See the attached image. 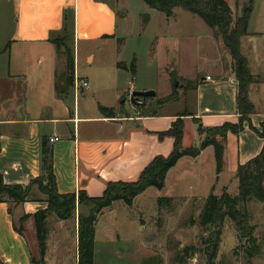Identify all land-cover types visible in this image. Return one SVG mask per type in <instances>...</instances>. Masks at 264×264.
Returning <instances> with one entry per match:
<instances>
[{
  "label": "crops",
  "instance_id": "crops-1",
  "mask_svg": "<svg viewBox=\"0 0 264 264\" xmlns=\"http://www.w3.org/2000/svg\"><path fill=\"white\" fill-rule=\"evenodd\" d=\"M66 33L75 62V84L61 95L58 87L65 74L66 61L53 40ZM261 34L263 32H250L248 27V35L241 39V52L245 57L244 40ZM122 39L119 13L109 0H0V45L7 43L0 56H7L9 66V81L0 86V103L8 102L0 110V175L6 185L27 188L43 174L45 140L52 150V162L48 165L52 164L59 193L78 195L83 191L91 198H99L110 183L136 182L155 158L169 157L175 148V138H161L160 134L171 130L178 119L183 122V149L199 147L206 137L199 133L197 120L204 128L238 124V84L232 57L225 58L227 65L223 59L214 61L217 74H207L195 84V112L163 115L158 110L157 116L111 119L100 113L99 105L106 106L99 102L98 113L95 110L90 116L81 115L78 94L84 89L77 84L81 79L77 75L81 56L86 55L93 62L104 47L111 44L119 52L117 43ZM219 40L227 50L222 39ZM250 71L256 78L249 89V99L255 106L250 123L261 130L264 79L256 76L252 66ZM207 77L212 80L206 81ZM250 123L245 122V129L239 135L229 132L225 139L215 137L225 146L223 169L218 174L221 193L229 189L239 167L256 158L263 149L264 138L250 128ZM54 137L59 141L51 143ZM206 154L214 170L217 166L215 150L209 146L196 158H181L168 172L165 186L173 170L190 165L199 168ZM30 191L31 196L23 204L0 202V264H50L51 246L52 251L57 248L55 244L64 246L63 234L67 235L68 230L73 231L78 264L79 216H88L91 209L86 215L84 209L89 207L77 204L75 214L67 220L58 218L55 227L50 225L48 217L47 250L42 259L33 215L47 209L48 205L36 198L35 186ZM25 215L29 218L20 234L17 229L21 228Z\"/></svg>",
  "mask_w": 264,
  "mask_h": 264
},
{
  "label": "rangeland",
  "instance_id": "rangeland-1",
  "mask_svg": "<svg viewBox=\"0 0 264 264\" xmlns=\"http://www.w3.org/2000/svg\"><path fill=\"white\" fill-rule=\"evenodd\" d=\"M227 1L235 19L243 17L248 7L253 9L249 30L263 34L246 38L244 53L251 62L249 68L252 66L256 76L264 79V0ZM109 3L119 13V34L123 39L117 43L119 52L111 44L93 62L86 55L81 56L77 75L90 84V89L78 94L81 115L90 116L100 102L113 109L111 119L151 116L158 109L157 100L171 95L176 100L160 108V114L195 112L197 92L191 86L207 74H217L214 61L223 59L227 65L225 58L231 59L215 30L183 8L174 9V15L168 18L144 0H109ZM6 44L0 45V55ZM118 62L124 63L127 70L117 68ZM132 63L135 73L131 70ZM8 73V58L0 56V86L9 81ZM65 83L64 74L60 87H65ZM135 91H155L157 96L135 105L132 102ZM4 104L0 103V110ZM229 184L227 191L238 195V180L232 178ZM220 185L217 166L211 169V158L206 154L199 168L190 165L173 170L163 189L149 188L132 205L114 202L97 219L95 264H210L208 253L213 244L209 238L213 231L202 227L199 218L209 196L222 194ZM35 187L36 198L48 205L47 197ZM161 200L168 203H159ZM88 207L84 209L86 215L92 210V206ZM245 208L256 242L241 240L234 222L225 217L217 226L220 240L213 264H264V203L251 200ZM49 221L55 227L58 217L51 214ZM69 222L72 223L71 219ZM71 234V230L63 234L64 246L55 244L54 251L51 246L50 264H76Z\"/></svg>",
  "mask_w": 264,
  "mask_h": 264
},
{
  "label": "trees",
  "instance_id": "trees-1",
  "mask_svg": "<svg viewBox=\"0 0 264 264\" xmlns=\"http://www.w3.org/2000/svg\"><path fill=\"white\" fill-rule=\"evenodd\" d=\"M151 8L164 13L168 18L174 15V9L184 10L201 17L211 28L215 30L218 38H221L225 48L230 53L234 62V72L238 84L237 106L240 114L238 124H225L217 128H204L200 121H195L199 125V133L206 134L205 139L199 147L183 149V122L178 119L171 130L160 134V137L172 136L175 138V148L169 157H157L142 172L138 181L133 183H110L105 194L99 198H91L85 192L77 194H60L57 188V180L53 171L52 150L43 141V174L34 179L31 184L24 188L22 186H8L4 183L0 175V202L10 201L16 205L28 201L31 196V187L38 186L39 192L47 197V209L40 210L33 215L38 246L41 258L44 259L47 250L48 227L47 219L51 214H55L60 220L71 218L78 205L92 206L88 216H79V258L78 264H94L95 253V227L99 214L113 205L116 201H124L132 205L134 199L151 187L163 189L168 172L177 165L183 157H198L203 150L213 146L215 150L217 174L223 169V159L225 146L224 142H218L216 136L224 139L229 132L239 135L243 132L245 122L250 123V116L255 113V106L249 99V89L255 83L250 71L248 59L241 52V39L248 35L249 21L252 14V7L245 10V15L235 19L232 8L227 0H144ZM108 38V37H106ZM68 34L53 40L59 54L65 57V87H58L61 95L67 93L75 84V62L73 52L68 46ZM119 69L127 70L124 63H118ZM131 70L135 73V64L132 63ZM174 78V76L172 77ZM195 85L191 88L195 89ZM176 100L174 95L157 100L158 109L151 116H157L159 108L165 104ZM100 113L106 118H113V109L99 105ZM250 128L261 138H264V123L261 130L256 129L250 123ZM236 178L239 182L238 195H231L224 190L221 195H210L206 201L199 218L202 227H209L213 234L209 240L213 244L210 249L209 262L216 257L219 243V233L217 226L225 217L234 222L241 240H251L256 242L254 227L250 225V215L245 204L251 200L264 203V146L261 153L247 164L240 166ZM159 203H168V200H161ZM243 205V207H242ZM29 218L25 215L21 219V228L17 231L23 233V225ZM255 240V241H254Z\"/></svg>",
  "mask_w": 264,
  "mask_h": 264
},
{
  "label": "water",
  "instance_id": "water-1",
  "mask_svg": "<svg viewBox=\"0 0 264 264\" xmlns=\"http://www.w3.org/2000/svg\"><path fill=\"white\" fill-rule=\"evenodd\" d=\"M157 93L155 91H135L132 93V102L135 105H141L140 102H136L137 99L143 98L144 100L148 98H155Z\"/></svg>",
  "mask_w": 264,
  "mask_h": 264
},
{
  "label": "built area",
  "instance_id": "built-area-1",
  "mask_svg": "<svg viewBox=\"0 0 264 264\" xmlns=\"http://www.w3.org/2000/svg\"><path fill=\"white\" fill-rule=\"evenodd\" d=\"M212 78L211 77H207L206 78V81H211ZM77 84L79 85V88H83V89H88L89 88V83L85 80H77ZM59 141V138L58 137H54L52 139H50V142L51 143H55V142H58Z\"/></svg>",
  "mask_w": 264,
  "mask_h": 264
},
{
  "label": "flooded vegetation",
  "instance_id": "flooded-vegetation-1",
  "mask_svg": "<svg viewBox=\"0 0 264 264\" xmlns=\"http://www.w3.org/2000/svg\"><path fill=\"white\" fill-rule=\"evenodd\" d=\"M146 101H147V99L144 100L143 98H139V99L136 100V102H140L141 104H145Z\"/></svg>",
  "mask_w": 264,
  "mask_h": 264
}]
</instances>
